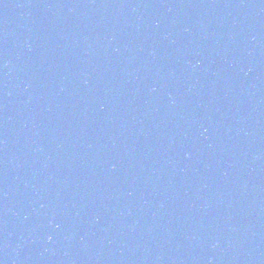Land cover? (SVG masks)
Segmentation results:
<instances>
[{"label":"water","instance_id":"water-1","mask_svg":"<svg viewBox=\"0 0 264 264\" xmlns=\"http://www.w3.org/2000/svg\"><path fill=\"white\" fill-rule=\"evenodd\" d=\"M0 264H264V177L114 127L0 42Z\"/></svg>","mask_w":264,"mask_h":264}]
</instances>
